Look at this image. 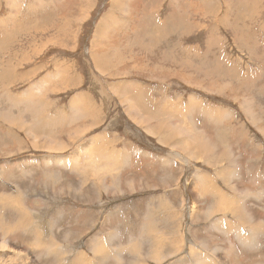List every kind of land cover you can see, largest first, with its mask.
Returning a JSON list of instances; mask_svg holds the SVG:
<instances>
[{
	"label": "rangeland",
	"instance_id": "rangeland-1",
	"mask_svg": "<svg viewBox=\"0 0 264 264\" xmlns=\"http://www.w3.org/2000/svg\"><path fill=\"white\" fill-rule=\"evenodd\" d=\"M0 224V264H264V0H0Z\"/></svg>",
	"mask_w": 264,
	"mask_h": 264
},
{
	"label": "bare ground",
	"instance_id": "bare-ground-1",
	"mask_svg": "<svg viewBox=\"0 0 264 264\" xmlns=\"http://www.w3.org/2000/svg\"><path fill=\"white\" fill-rule=\"evenodd\" d=\"M108 23H109V22H108ZM103 24H107V23L104 22V23H102V25H103ZM102 25H101V26H102ZM104 27H105V26H103V28H104ZM105 29H106V28H105ZM98 32H99V31H98ZM58 73H59V72H58ZM58 76H59V75H58ZM41 78H42V77H41ZM38 80H39V79H38ZM41 81H43V80H41ZM63 81H64V80H63ZM33 86H35V85H33ZM35 87H36V86H35ZM35 87H34V88H35ZM30 88H31V87H30ZM28 90H29V89H28ZM30 90L33 92L32 89H30ZM32 92H26L27 94H25V93L22 94V96H23L22 98H25L26 100H28V99L31 100V98H32V96H33V93H34V92H33V93H32ZM19 95H20V94H19ZM19 95H18V96H19ZM33 98H34V97H33ZM76 98H77V97H76ZM25 99H22L23 102L26 103V104H30L31 101H30V100L26 101ZM32 100H33V99H32ZM81 100H82V99H81ZM244 101H245V100H244ZM77 103H78V102H77ZM244 103H245V102H244ZM33 105H34V104H33ZM80 105H81V101H80ZM248 105H249V104H248ZM31 106H32V105H31ZM77 106H78V105H77ZM69 107H70V106H69ZM78 107H79V106H78ZM83 107H84V106H83ZM33 109H34V108H33ZM73 110H74V109H73ZM79 110H80V109H79ZM33 111H34V110H33ZM31 112H32V111H30V113H31ZM71 112H72V111H71ZM74 112H75V111H74ZM78 112H79V111H78ZM32 113H33V112H32ZM34 113H35V112H34ZM35 114H36V113H35ZM73 114H74V113H73ZM74 115H75V114H74ZM69 121H70V120H69ZM184 142H185V141H184ZM49 152H51V151H49ZM56 157H57V156H56ZM24 167H25V166H24ZM16 168H17V167H16ZM19 168H20V167H19ZM20 169H22V171H23L24 168L21 167ZM13 170H14V169H13ZM15 171H16V170H15ZM15 171H14V172H15ZM19 171H20V170H19ZM45 172H46V171H44V172L42 171L41 173L44 174ZM47 172H48V171H47ZM54 172H56V171H54ZM17 173H19V172L17 171ZM17 173H15V174L18 175ZM20 173H21V172H20ZM58 173H60V171H59ZM61 173H62V172H61ZM48 174H49V175H52V174H53V171H52L51 174H50V171H49ZM48 174H47V175L44 174V175L47 177V178H45V179H47V180H49L50 177H51V176L49 177ZM81 175H82V174H81ZM42 176H43V175H42ZM48 177H49V179H48ZM43 178H44V176H43ZM53 178H54V177H53ZM17 179H20L19 182H22V181H23L22 178H17ZM51 179H52V178H51ZM54 179H55V178H54ZM53 182H54V180H53ZM22 183H23V182H22ZM51 183H52V182H51ZM100 184H101V183H100ZM32 187H33V186H32ZM52 191H53V190H52ZM83 192H84V191H83ZM247 192H248V191H247ZM242 194H243V193H242ZM219 196H220V194H219ZM220 197H221V196H220ZM4 198H5V197H1V200H2V201H5V202H7V203L11 201V200L8 199V198H7V199H4ZM215 199H216V198H215ZM223 200H226V199H223ZM227 200H228V199H227ZM239 200H240V199H239ZM214 202H216V201H214ZM220 202H221V199H220ZM220 202H219V203H220ZM223 202H224V201H223ZM225 202H229V201H225ZM247 202H248V201H247ZM18 204H20V203H18ZM216 204H217V202H216ZM216 204H215V205H216ZM226 204H229V203H226ZM230 204H231V203H230ZM230 204H229V206H231ZM49 205H50V204H49ZM224 206H225V205H224ZM224 206H222V207H224ZM232 206H233V205H232ZM2 207H3V206L1 205V209H2ZM219 207H221V206H219ZM7 209H8V208H7ZM224 209H226V208H224ZM9 210H10V209H9ZM242 210H243V209H242ZM216 211H217V210H216ZM15 212H16V211H15ZM21 212L23 213V216L26 215V213H25V212H26L25 209H23V211H21ZM213 212H214V211H213ZM237 213H238V212H237ZM235 214H236V212H235ZM243 214H244V213H243ZM27 215H28V214H27ZM192 215H193V214H192ZM207 215H208V214H207ZM245 215H246V214H245ZM222 216H223V215H222ZM234 216H235V215H234ZM19 217H20V216H19ZM21 217H22V216H21ZM225 217H226V216H225ZM232 217H233V216H232ZM248 217H249V216H248ZM22 218H23V217H22ZM193 218H194V217H193ZM236 219H237V218H236ZM249 220H251V218H250ZM35 221H36V220H35ZM216 221H217V220H216ZM216 221H215V223L218 222V221H217V222H216ZM251 221H252V220H251ZM251 221H250V222H251ZM253 221H254V220H253ZM239 222H240V221H239ZM245 222H248V220L245 221ZM219 223H220V222H219ZM243 223H244V221H243ZM252 223H253V222H252ZM20 225H21V223H20ZM218 225H220V224H218ZM221 225H222V224H221ZM221 225H220V226H221ZM244 225H246V223H245ZM249 225L251 226L252 224H249V222H248V226H249ZM258 225H259V227H260V224H258ZM0 226H2V227L0 228L1 231H2V230L4 231L5 226L3 227V225H1V224H0ZM240 226H241V225H240ZM261 226H262V225H261ZM21 227H22V226H21ZM229 227H230V226H229ZM22 228H24V227H22ZM226 228H227V227H226ZM241 228H242V227H241ZM246 228H247V227H246ZM249 228H250V227H249ZM249 228H248V229H249ZM256 228H257V227H256ZM224 229H225V228H224ZM248 229H246V230H248ZM251 229L253 230V228H250V230H251ZM5 230H6V229H5ZM250 230H248V231H249V234H247V235H252L253 233H255V232H253L252 230H251V231H250ZM254 230H255V227H254ZM257 230H258V229H257ZM259 230H261V229H259ZM3 231H2V232H3ZM7 231H8V229H7ZM15 231H16V230H15ZM227 231H228V230H227ZM5 232H6V231H5ZM251 232H253V233L251 234ZM115 233H116V232H115ZM224 233H225V232H224ZM228 233H229V232H228ZM117 237H118V236H117ZM247 237H248V236H247ZM226 238H227V237H226ZM249 239H250V238H249ZM249 239L247 240V242L250 241ZM251 239H252V237H251ZM95 240H96V239H95ZM95 240H94V241H95ZM101 240H102V239H101ZM101 240L98 239V240H96V242H94V243L92 242V243H93V245H92V249H93L95 252L97 251V253H101V251L103 250V248H102V241H101ZM113 240H114V239H113ZM113 240H112V241H113ZM243 240H244V239H243ZM104 242H105V241H104ZM116 242H117V241H116ZM244 242H246V241H244ZM250 242H251V241H250ZM240 243H241V242H240ZM252 243H253V241H252ZM108 244H110V241H108ZM192 244H193V243H192ZM248 244H250V243H248ZM111 245H112V244H111ZM244 245H245V244H244ZM204 246H205V245H204ZM204 246H203V247H204ZM207 246H208V245H206V247H207ZM214 246H215V245H214ZM194 247H195V246H194ZM203 247H202V248H203ZM237 247H238V246H237ZM240 247H241V246H240ZM210 248H211V247H210ZM90 249H91V248H90ZM192 249H193V248H192ZM195 249H196V247H195ZM226 249H227V248H226ZM241 249H242V248H241ZM158 250H159V249H158ZM193 250H194V249H193ZM208 250H209V249H208ZM208 250H207V251H208ZM214 250H215V249H214ZM94 251H93V252H94ZM239 251H240V250H239ZM47 252H48V251H47ZM160 252H161V251H160ZM160 252H159V253H160ZM194 252H196V251H194ZM194 252H193V253H194ZM48 253H49V252H48ZM97 253H96V254H97ZM117 253H118V252H117ZM117 253H116V254H117ZM171 253H172V252H171ZM193 253H192V254H193ZM210 253H212V252L210 251ZM213 253H214V252H213ZM116 254H115V255H116ZM118 255H120V254H118ZM198 255H199V254H198ZM200 255H201V254H200ZM206 255H207V254H206ZM114 257H115V256H114ZM117 257H118V256H117ZM194 257H195V256H194ZM254 258H255V257H254ZM116 259H117V258H116ZM197 259H198V261H196V262H197L196 264H214V263H211V258L208 259L207 256H204V257H202V258L197 257ZM222 259H223V258H222ZM119 260H121V259H119ZM155 260H156V259H155ZM212 261H213V260H212ZM223 261H224V260H223ZM3 263H4V262H3Z\"/></svg>",
	"mask_w": 264,
	"mask_h": 264
},
{
	"label": "crops",
	"instance_id": "crops-1",
	"mask_svg": "<svg viewBox=\"0 0 264 264\" xmlns=\"http://www.w3.org/2000/svg\"><path fill=\"white\" fill-rule=\"evenodd\" d=\"M113 1H114V0H113ZM117 1H118V2H119V1L122 2V0H117ZM106 18H107V17H106ZM104 19H105V18H104ZM102 20H103V19H102ZM6 66H7V64H6ZM100 240H101V239H100ZM101 241H102V248H103V250L101 251V253H97V251L95 252L93 249H92V250L94 251L95 254L97 253V254H99V255H100V254H103L104 256H107L108 253H106V249H107V248H106V247H107L106 244H108V240H106V239L103 240V239H102ZM104 241H105V242H104ZM91 248H92V247H91Z\"/></svg>",
	"mask_w": 264,
	"mask_h": 264
}]
</instances>
